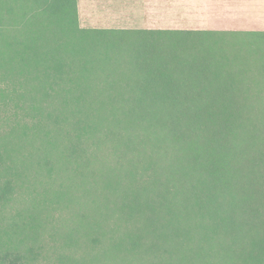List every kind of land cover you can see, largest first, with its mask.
I'll return each mask as SVG.
<instances>
[{
  "label": "trees",
  "instance_id": "1",
  "mask_svg": "<svg viewBox=\"0 0 264 264\" xmlns=\"http://www.w3.org/2000/svg\"><path fill=\"white\" fill-rule=\"evenodd\" d=\"M239 33L256 45L253 65L230 42ZM254 91L264 93V32L84 29L77 0H0V113L11 120L0 163L37 141V165L50 176L64 165L85 188L95 212L79 217L95 219L111 252L264 264ZM13 188L5 180L2 196Z\"/></svg>",
  "mask_w": 264,
  "mask_h": 264
},
{
  "label": "rangeland",
  "instance_id": "2",
  "mask_svg": "<svg viewBox=\"0 0 264 264\" xmlns=\"http://www.w3.org/2000/svg\"><path fill=\"white\" fill-rule=\"evenodd\" d=\"M80 27L90 29L82 25ZM228 35L236 51L246 56L248 63L253 65L257 55L252 52L256 45L250 43V34ZM256 88L257 85H254L253 89ZM250 95L264 98L262 92L254 91ZM6 118V113H0V153L4 149L2 137L6 135L11 123ZM33 141H25L23 146L20 145L21 153L14 155L21 157H13L12 163H9L11 160L6 161L3 154L4 161L0 163L2 263L8 264L16 255L21 258L22 264H157L145 258L111 252L105 243L106 239L91 224L95 219L79 217L83 209L84 213L91 215L95 212L90 204L84 207L83 200L79 199L85 188H77V183L64 165L62 169H56L53 174L56 177L48 175L41 164L37 165V156L29 146L38 145L37 141ZM108 163H111L110 159ZM8 166L12 168L6 170ZM98 168L97 165L92 167L96 171ZM14 173L20 179H15L12 176ZM7 179L12 181L14 188L9 195L2 196L1 190ZM92 236L97 237V243L90 241Z\"/></svg>",
  "mask_w": 264,
  "mask_h": 264
},
{
  "label": "crops",
  "instance_id": "3",
  "mask_svg": "<svg viewBox=\"0 0 264 264\" xmlns=\"http://www.w3.org/2000/svg\"><path fill=\"white\" fill-rule=\"evenodd\" d=\"M79 24L104 30L264 32V0H77Z\"/></svg>",
  "mask_w": 264,
  "mask_h": 264
}]
</instances>
